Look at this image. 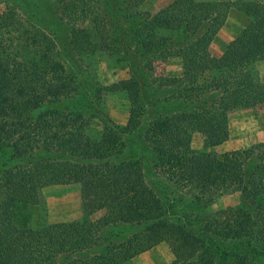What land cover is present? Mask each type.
I'll return each mask as SVG.
<instances>
[{"label": "trees", "instance_id": "trees-1", "mask_svg": "<svg viewBox=\"0 0 264 264\" xmlns=\"http://www.w3.org/2000/svg\"><path fill=\"white\" fill-rule=\"evenodd\" d=\"M51 1L70 23L71 43L78 54L96 56L112 50L129 59L132 79L117 89L128 93L133 108L135 99L143 108L150 106L153 89L140 78L137 54L146 57L154 51L164 57L166 49L181 46L183 35L195 39L196 45L189 44L183 53L186 59L197 56L194 61L201 63L196 61L194 74L185 75L194 83L200 75L208 79L203 90L191 89L189 95L199 112L174 119L180 133L182 128L188 130V139L198 129L207 133L206 140L200 151L185 140H174L169 154L144 151L119 165L116 160L123 152L107 151L117 145L115 140H105L106 149L88 140L82 152H73L74 144L56 138L58 132L45 130L42 121L58 117L63 127L69 124L58 103L78 94L79 82L54 64L53 42L47 33L25 20L19 5H6L0 13V264H121L160 242L170 245L176 257L172 264H264V143L258 145L259 160L250 149L223 153L210 149L229 137L228 111L264 104V82L255 68L264 61V2L175 0L152 14L136 11L145 0H128L127 8L140 19L133 38H128L123 30L112 29L116 21L111 22L107 9L101 11L95 0ZM232 7L250 23L220 57L211 56L208 41L203 40L210 33L209 41L214 39ZM132 39L139 51L127 45ZM202 94L206 99L199 101ZM150 113L164 116L153 126L168 127L172 117L157 110ZM137 117L136 113L130 116L128 130L137 128ZM122 135L121 147L137 139L135 134ZM72 183L81 184L85 194L79 219L50 223L27 213L28 207L44 205L45 187ZM219 190L242 192L241 205L216 213L202 210L200 217L183 207L187 195L211 202L208 199L221 195L216 193ZM102 209L104 216L94 220L91 216ZM170 209L178 216H170ZM117 225L132 227L134 234L112 238L103 233ZM141 240L148 244L137 248ZM111 244L120 245L112 254Z\"/></svg>", "mask_w": 264, "mask_h": 264}, {"label": "rangeland", "instance_id": "rangeland-1", "mask_svg": "<svg viewBox=\"0 0 264 264\" xmlns=\"http://www.w3.org/2000/svg\"><path fill=\"white\" fill-rule=\"evenodd\" d=\"M95 1L98 5H102L101 11L107 9L108 18H112L111 22L112 20L116 21V28L112 26L115 32L119 33L123 30V34L126 33L128 38H130L129 36L133 38V29L134 27H139L140 19L136 17L137 13L127 8L128 0ZM174 1L145 0L136 11L150 12L152 14L159 13L160 10ZM8 4L19 5V14L32 26L42 28L47 33L49 39H51L49 41L53 42L52 46L54 49L50 50V54L51 59L54 60V64L57 63V66L60 68H66L79 82L78 94L70 98H63L59 103L57 102L61 106H59L60 110H64L63 112L66 114V120L69 121V124L63 127L61 125L63 121L58 117L49 121L46 120L45 123L42 121L45 130H52V134H55L56 131L58 132L56 133V138H61L70 144H74L73 152H82V146L88 144V140L95 141L102 149L107 148L103 145L105 144V140L113 142L115 140V142L117 141V145L115 147L111 146L107 151L123 152V155L116 160V164L119 165L122 162H132V160L137 158L133 154H137L140 157L144 151L169 154V145L174 140H185L189 142L192 149L198 151L203 149L207 133L205 134L198 129H193L190 133L189 141L188 130L182 128L181 131L183 133H180L177 119H174V117L177 118L179 115L182 117V114L199 112V108L196 109L195 101L190 99L189 95L191 94V89L203 90L202 85L208 79L206 76L204 79L200 75L199 79H196L200 82H196L195 80L194 83L188 75L187 77L185 75L187 72L188 74H194L193 70L197 65L196 61H198V64L201 63V60L194 61L197 56H191L188 59L184 57L187 55L183 53L184 49H190L188 48L189 44L196 45L195 39L190 40L191 37H186V39L183 35L179 40L181 46L175 45L171 50L166 49L167 53L164 57H158L154 51L146 57L137 54L138 60L141 62L137 67L140 78L143 82L149 83V88L153 89L150 91V106L148 105L147 108H143L142 102L134 98L135 107L133 108V103L129 99L128 93L117 89L118 87L122 88L124 85L126 86V81L132 79V73L127 66L129 59L123 58L122 53H114L112 50H107L105 54H98L96 56L94 54H78L71 43V25L60 17L59 12L54 10L51 0H3L0 2V13L4 11L5 6ZM235 22L236 18L231 16L224 30L229 31L228 28H232L231 26ZM221 29L216 33L212 41L208 39L211 33L203 40V43L208 41L209 54L214 57H220L226 48L222 39H218ZM233 31L235 33L236 28ZM120 38L125 39L122 35H120ZM128 42L127 45H130L134 52L139 51V47L133 39ZM221 51H223L222 54H220ZM52 56H56L57 58L55 59ZM257 63L255 64V68L259 75L260 71H258ZM41 69L45 70L44 67ZM192 78L194 79L193 75ZM162 83L166 85L161 86ZM187 97L188 99H186ZM200 99H206V94L198 97L199 101ZM169 107H171L170 110H168ZM50 108L54 110L55 114H58L59 109H56L52 104ZM152 110L164 112L168 118L172 117L168 121L167 128L160 127L161 123L157 125L164 116L150 113ZM133 113L138 114V125L135 130H128V122ZM148 115L151 117H148ZM186 120L194 122L193 118H186ZM154 122H157L155 126H153ZM228 128V139L214 146V148H210L211 151L223 153L250 149L255 152V159L259 160L258 156L262 151L258 148V145L264 143V104L249 109H231L228 111ZM231 132L235 134V139L230 138ZM122 133L135 134L137 138L135 143L132 141L127 143L125 147H121L118 140L121 141L125 137ZM119 136L121 137L119 138ZM256 160L254 165L256 164ZM262 162L264 165V158ZM176 185L177 187L180 186V184ZM42 192L44 205L41 207H28L27 213H32L34 218H38L39 216L45 218L50 223H60L77 220L83 215L82 201L85 194L82 191L81 184L51 185L45 187ZM216 193L221 195H216L217 199H214V197L208 199L211 202H207V198H204V196L202 201H198L193 196L187 195L185 202H183V207L185 210L187 208L195 210L190 212L193 213L194 217H200L202 210L216 213L226 211V209L232 207H238L242 203V192L240 191L223 193L219 190ZM197 206H200L201 209ZM179 210L178 212H180ZM105 212L106 210L102 209L91 217L94 220H98L104 216ZM168 212L170 216H178V213L174 209H170ZM131 229L132 227L117 225L106 228L103 233L110 237L112 235V238L116 235H119L121 238H129L134 234V231H131ZM144 244H148L147 241H137L136 247H143L145 246ZM105 245L102 246V249H104ZM118 247H120L119 244L115 246L111 244L109 253H114L118 250ZM93 257L95 255L91 258ZM175 259L176 257L170 245L166 242H160L145 251L137 253L131 259L129 258L121 264H172L175 262Z\"/></svg>", "mask_w": 264, "mask_h": 264}, {"label": "crops", "instance_id": "crops-1", "mask_svg": "<svg viewBox=\"0 0 264 264\" xmlns=\"http://www.w3.org/2000/svg\"><path fill=\"white\" fill-rule=\"evenodd\" d=\"M233 1V0H231ZM261 2H264V0H258ZM236 18V22L233 23V26H231L232 28H228L229 31L224 30L227 27V24L229 22V18L230 17ZM250 23V20L248 19V17L241 12L240 10H238L237 8L232 7L229 11L228 14V18L224 24V26L222 27L221 31L218 34V39H222L223 43L227 46L231 41H233L240 33L243 29H245ZM236 28V31L234 33V29ZM232 33V34H231ZM217 39V38H216ZM223 51L220 52V54H222ZM262 65V66H259ZM258 66V71L261 80L264 82V61H260L257 63ZM260 68V70H259ZM264 131V128H263ZM230 138L231 139H235V134H233L232 132L230 133Z\"/></svg>", "mask_w": 264, "mask_h": 264}]
</instances>
